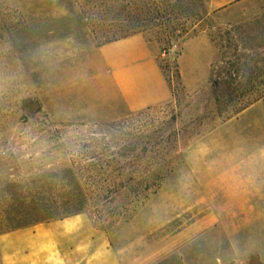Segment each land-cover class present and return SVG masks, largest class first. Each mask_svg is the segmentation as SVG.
I'll return each instance as SVG.
<instances>
[{
  "label": "rangeland",
  "instance_id": "1",
  "mask_svg": "<svg viewBox=\"0 0 264 264\" xmlns=\"http://www.w3.org/2000/svg\"><path fill=\"white\" fill-rule=\"evenodd\" d=\"M208 1L0 0V196L5 183L25 184L30 195L56 200L82 194L89 204L69 202L59 216L87 215L126 255L147 249L154 260L162 253L167 264H176L179 253L208 264L210 242H226L243 248L216 250V257L226 253L229 264H264V217L240 234L218 225L210 236L209 187L199 185L193 172L194 160L208 162L210 133L264 93V0H234L218 10ZM132 27L158 52L172 91L169 101L139 116L124 107L99 55L100 47L129 36ZM200 34L216 46V56L210 83L193 92L181 81L179 60L184 42ZM224 69L240 71V81L245 72L248 92L221 114L212 82ZM121 122L125 132L179 134L178 154L165 165L170 172L159 189L127 214L114 209L121 199L97 204L84 171L75 183L67 172L70 160L79 159L71 156L79 143L116 136L102 125ZM244 125L237 123V130ZM200 149L206 154L194 157ZM46 184L51 188L41 192ZM4 211L0 205V232L6 230ZM194 228L201 232L193 234Z\"/></svg>",
  "mask_w": 264,
  "mask_h": 264
},
{
  "label": "crops",
  "instance_id": "2",
  "mask_svg": "<svg viewBox=\"0 0 264 264\" xmlns=\"http://www.w3.org/2000/svg\"><path fill=\"white\" fill-rule=\"evenodd\" d=\"M233 1L209 0L208 8L222 9ZM99 55L128 111H142L172 98L170 85L159 65V54L142 35L105 44L100 47ZM215 56L216 46L207 35L200 34L184 42L179 68L187 90L196 92L210 81ZM239 122L245 125L237 130ZM208 144L207 164L194 160L193 172L199 185L209 187L208 200L213 211L209 234L218 225L227 234H240L257 224L256 219L264 217V99L211 132ZM193 154L195 157L206 152L200 149ZM192 230L193 234L201 232L199 228ZM232 248L243 247L240 243L210 242L208 264H229L227 254L216 257V250ZM148 252L145 249L122 253L85 214L0 236L1 264H155L158 260L159 264H167V258L162 261V253H156L154 260ZM175 262L204 264L201 259L187 260L181 253Z\"/></svg>",
  "mask_w": 264,
  "mask_h": 264
},
{
  "label": "trees",
  "instance_id": "3",
  "mask_svg": "<svg viewBox=\"0 0 264 264\" xmlns=\"http://www.w3.org/2000/svg\"><path fill=\"white\" fill-rule=\"evenodd\" d=\"M136 30L137 28L132 27L129 36L137 35ZM117 40L120 39L113 41ZM239 73L240 71L233 72L224 69L216 75L218 78L212 82L216 94V106L221 114L225 111L224 107L248 92L246 86L242 84L246 73L244 72L240 76L241 81L237 79ZM255 79L249 78L250 82ZM262 99H264V93L254 102L245 106L238 114ZM150 109L133 112L132 115L139 116ZM122 125L123 122L104 124L102 127L114 131L116 136L105 137L99 141L91 139L88 143H79L83 144L80 151L75 150L72 151L74 153H71L72 158L77 156L79 159L70 160L72 165L67 172L73 177V183H75V175L78 171H84L87 175L90 192H92V188L93 192L97 193V197L94 198L97 204L102 203L101 199L107 203L121 199L123 203L116 205L114 209L127 214L140 199L146 198L152 190L159 189L167 173L170 172L169 168L165 169V165L178 154L179 134L175 130L170 136H166L162 129L147 134L141 131L125 132L120 130ZM55 126L72 127L64 124ZM95 145L100 147L95 148ZM27 187L20 183H5L2 196H0V205L5 207L1 224L5 223L6 230L0 232V236L81 214L60 217L59 213L69 202L73 203L75 200H79L85 205L89 204V199L87 200V197L82 194L56 200L40 195H30L27 192ZM34 188L38 187L35 185ZM40 188L41 192H45L51 186L46 184ZM95 204L94 206H96Z\"/></svg>",
  "mask_w": 264,
  "mask_h": 264
}]
</instances>
